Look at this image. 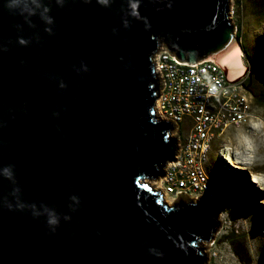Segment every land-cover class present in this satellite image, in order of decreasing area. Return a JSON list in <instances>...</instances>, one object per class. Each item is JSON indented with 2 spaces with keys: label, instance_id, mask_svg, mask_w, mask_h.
<instances>
[{
  "label": "water",
  "instance_id": "95a60500",
  "mask_svg": "<svg viewBox=\"0 0 264 264\" xmlns=\"http://www.w3.org/2000/svg\"><path fill=\"white\" fill-rule=\"evenodd\" d=\"M7 3L0 170L13 166L15 183L0 174V264H206L224 194L170 204L151 184L181 148L176 124L157 113L154 58L219 62L240 42L231 0H139L140 18L129 0ZM16 188L23 204L55 211L54 231L46 215L15 207Z\"/></svg>",
  "mask_w": 264,
  "mask_h": 264
},
{
  "label": "built area",
  "instance_id": "2783aa9c",
  "mask_svg": "<svg viewBox=\"0 0 264 264\" xmlns=\"http://www.w3.org/2000/svg\"><path fill=\"white\" fill-rule=\"evenodd\" d=\"M154 61L161 80L157 113L176 124L173 136L179 135L181 147L178 161L165 168L161 190L174 200L179 193L191 198L219 195L222 189L210 170L214 141L230 129L259 125L246 78H231L214 59L180 62L168 50L156 53Z\"/></svg>",
  "mask_w": 264,
  "mask_h": 264
},
{
  "label": "rangeland",
  "instance_id": "374dc122",
  "mask_svg": "<svg viewBox=\"0 0 264 264\" xmlns=\"http://www.w3.org/2000/svg\"><path fill=\"white\" fill-rule=\"evenodd\" d=\"M231 19L237 35L241 36L237 46L244 54L241 64L245 71L252 67L253 74L258 70L264 78V0H231ZM232 69L236 73L240 70L234 63ZM233 74L229 76L234 79ZM248 74L244 72V78ZM248 82L246 78L247 86ZM254 109L259 125L264 124V106L258 105L255 97ZM239 132L252 137L253 151L237 146ZM226 134L213 143L210 170L224 195L220 202L221 228L212 241L202 243L206 264H264V191H261L264 189V127L256 131L243 126ZM221 151L228 157L233 154L239 168L230 166ZM155 182L160 180L151 181Z\"/></svg>",
  "mask_w": 264,
  "mask_h": 264
},
{
  "label": "clouds",
  "instance_id": "9594fccd",
  "mask_svg": "<svg viewBox=\"0 0 264 264\" xmlns=\"http://www.w3.org/2000/svg\"><path fill=\"white\" fill-rule=\"evenodd\" d=\"M86 2H90V0H86ZM99 4H102L104 6H108V0H97ZM21 0H8L7 7L11 9H16L20 6ZM139 0H129V8L131 9V15L135 16L136 18H140L139 14ZM48 23H52V19L49 18ZM47 31H51L50 29H46ZM19 43L21 45H26L27 41L24 39H19ZM61 87H64L63 84H61ZM252 127L259 131L260 127H264V124H261L257 126L256 124H253ZM236 144L239 148L245 151H253L254 150V141L252 137H250L246 132H239L236 136ZM0 174H2L5 178L11 180L13 183H15V177L13 172V166L9 165L4 167L2 170H0ZM255 182V180H253ZM261 191H264V189H261ZM19 188H16L13 190V195L17 196V204L16 208L19 210H23L25 207H30L32 210V214L35 217H39L40 215H46L47 217V224L52 228V230H55V226L59 224V217L55 213L54 210L49 209L47 206H41L43 209V212L38 211L35 204L33 205H25L22 202L19 201L18 198ZM71 199L78 203V198L76 196L71 197ZM9 209L11 210L13 208L12 204H8ZM64 219H70V217L65 216ZM151 251V250H150ZM157 255H161V253H157Z\"/></svg>",
  "mask_w": 264,
  "mask_h": 264
},
{
  "label": "bare ground",
  "instance_id": "6f19581e",
  "mask_svg": "<svg viewBox=\"0 0 264 264\" xmlns=\"http://www.w3.org/2000/svg\"><path fill=\"white\" fill-rule=\"evenodd\" d=\"M233 50L230 52V54H227L226 56H224L223 58H221V62H222V64L224 66H226V68L228 69V71H229V73L231 75L234 72V70L232 69V65L234 63L240 70H239L238 73L234 72L236 74H233V75L236 76V78H240L241 76L244 75V72H245V66L243 64H241V63H243V56H244V54H243L242 49L239 48V47H237L234 51ZM240 65H242L241 68H240ZM232 158L227 156L226 157V159H227L226 161L230 164V166L236 167V168L238 167L239 168L237 162L234 159H232ZM151 184L153 186H155V188L161 190V182H155V183H151ZM162 193L164 194L163 191H162ZM164 197H165L166 201L169 202L170 204H173L174 203V200H172L171 198H169L167 195H164Z\"/></svg>",
  "mask_w": 264,
  "mask_h": 264
},
{
  "label": "trees",
  "instance_id": "16d2710c",
  "mask_svg": "<svg viewBox=\"0 0 264 264\" xmlns=\"http://www.w3.org/2000/svg\"><path fill=\"white\" fill-rule=\"evenodd\" d=\"M237 36L240 40L241 36L240 35ZM262 78H263V74L258 70H255V74H253V78L251 81L249 80L247 86L248 89L251 90L252 94L254 95L256 103H258V105L260 106H264V78L263 79ZM231 157H233V159L236 160V157L233 154L231 155Z\"/></svg>",
  "mask_w": 264,
  "mask_h": 264
},
{
  "label": "flooded vegetation",
  "instance_id": "af4514ba",
  "mask_svg": "<svg viewBox=\"0 0 264 264\" xmlns=\"http://www.w3.org/2000/svg\"><path fill=\"white\" fill-rule=\"evenodd\" d=\"M246 78H248L251 81L253 78V73L248 74Z\"/></svg>",
  "mask_w": 264,
  "mask_h": 264
},
{
  "label": "crops",
  "instance_id": "0c3cea01",
  "mask_svg": "<svg viewBox=\"0 0 264 264\" xmlns=\"http://www.w3.org/2000/svg\"><path fill=\"white\" fill-rule=\"evenodd\" d=\"M231 134V133H230ZM227 135V134H226ZM229 135V134H228Z\"/></svg>",
  "mask_w": 264,
  "mask_h": 264
}]
</instances>
